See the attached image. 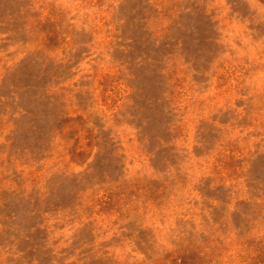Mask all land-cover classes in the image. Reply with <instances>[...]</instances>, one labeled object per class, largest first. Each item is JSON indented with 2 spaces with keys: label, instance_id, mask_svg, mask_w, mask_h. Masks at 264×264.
<instances>
[{
  "label": "rangeland",
  "instance_id": "rangeland-1",
  "mask_svg": "<svg viewBox=\"0 0 264 264\" xmlns=\"http://www.w3.org/2000/svg\"><path fill=\"white\" fill-rule=\"evenodd\" d=\"M0 264H264V0H0Z\"/></svg>",
  "mask_w": 264,
  "mask_h": 264
}]
</instances>
